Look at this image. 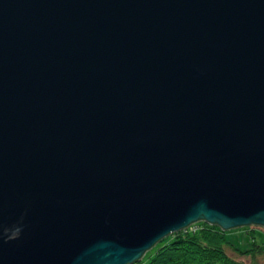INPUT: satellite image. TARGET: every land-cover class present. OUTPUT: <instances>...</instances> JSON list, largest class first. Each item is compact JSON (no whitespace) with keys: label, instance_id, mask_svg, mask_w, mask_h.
Segmentation results:
<instances>
[{"label":"water","instance_id":"1","mask_svg":"<svg viewBox=\"0 0 264 264\" xmlns=\"http://www.w3.org/2000/svg\"><path fill=\"white\" fill-rule=\"evenodd\" d=\"M197 222L264 228V0H0V264Z\"/></svg>","mask_w":264,"mask_h":264},{"label":"trees","instance_id":"2","mask_svg":"<svg viewBox=\"0 0 264 264\" xmlns=\"http://www.w3.org/2000/svg\"><path fill=\"white\" fill-rule=\"evenodd\" d=\"M193 225L196 226L195 230L186 229L170 234L158 242L152 252L149 250L139 262L133 264H245L231 257L227 249L251 259L264 254V228H240L250 244L248 248L241 249L230 242L229 233L218 226L205 222ZM256 233L262 235L260 242L256 239Z\"/></svg>","mask_w":264,"mask_h":264},{"label":"rangeland","instance_id":"3","mask_svg":"<svg viewBox=\"0 0 264 264\" xmlns=\"http://www.w3.org/2000/svg\"><path fill=\"white\" fill-rule=\"evenodd\" d=\"M194 227L196 228V226ZM245 227H251V229L254 227L256 229L262 228V227H256V226H245ZM240 228H233L230 230H226L229 233L228 240L232 242L235 246L241 249H246L249 247L250 244H249V241L247 239L245 240V238L243 237V234L239 230ZM256 239L258 242H260L262 240V235L259 233H256ZM150 251L152 252L153 249ZM227 253L233 258L243 261L245 264H264V254L256 255L254 259H251L250 257H247V256H239L230 249H227Z\"/></svg>","mask_w":264,"mask_h":264},{"label":"built area","instance_id":"4","mask_svg":"<svg viewBox=\"0 0 264 264\" xmlns=\"http://www.w3.org/2000/svg\"><path fill=\"white\" fill-rule=\"evenodd\" d=\"M195 225H190L189 227H187V229L189 230V231H193V230H195L196 228L194 227Z\"/></svg>","mask_w":264,"mask_h":264}]
</instances>
